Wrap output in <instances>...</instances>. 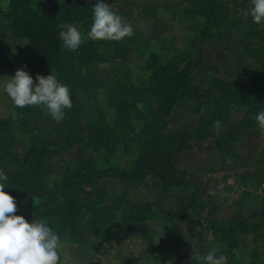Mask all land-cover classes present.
Masks as SVG:
<instances>
[{"label":"trees","instance_id":"trees-1","mask_svg":"<svg viewBox=\"0 0 264 264\" xmlns=\"http://www.w3.org/2000/svg\"><path fill=\"white\" fill-rule=\"evenodd\" d=\"M188 1L187 17L200 38L198 43L195 39L190 41L196 58L186 52L164 61L157 51H145L141 57L145 61L144 69L149 72V88L135 92L129 82L99 75L97 65L103 60L102 42L87 38L97 0H61L53 17H46L33 8L31 0H7L6 10L0 11V28L28 42L12 56V65L34 73L35 79L38 74L47 77L53 73L59 82L68 86L72 100L71 109L66 110L61 121L62 130L55 131L57 139L30 145L27 163L9 149L14 144V139L7 136L12 120L0 121V166L8 164L11 168L5 173L7 180L0 183L15 198L16 215L39 217L60 240L80 230L102 237L101 230L108 222L119 219L131 235L158 252L160 258L154 257L155 264H163V259L153 240L154 231L147 222L159 214L166 219L163 228L176 234L179 233L177 224L184 222L189 214L194 215V231L199 229L201 234L198 240L223 243L221 252L229 256L227 264H235L233 251L238 248L239 234L253 235L254 242L259 238L264 231V220L250 222L241 212L224 226L215 225L216 207L222 201L205 199L201 185L192 186L184 172L176 168L174 156L190 150L193 141H207L217 120L221 122L220 130L232 143H238L247 130L260 131L254 117L264 109V30L250 32L257 42L252 55L254 76L243 78L236 74L235 79L230 73L229 78L233 79H212L203 90L200 104L193 109L194 114L202 109L205 115L191 128L182 126L167 131V119L192 96V75L201 67L203 45L209 40H218L227 24L222 13L229 0ZM62 23L75 24L84 37L75 52L63 48L58 27ZM101 89L106 92L109 107L115 111V119L108 125L99 105H93L84 124L86 136L82 137L76 128L81 118L78 95L90 96L93 90ZM150 98L155 102L154 109ZM132 101H139L144 108L139 129L131 123ZM13 108L15 114L30 111L28 106L16 108L13 104ZM234 109H245L243 117L232 118ZM118 144L123 145L131 158L124 168L111 164V154ZM76 145H83L98 155L106 153L103 164L94 156L83 158L74 169H66L58 183L46 188L41 183L43 159ZM32 179L36 183L30 182ZM107 179L117 180L125 187L109 205L104 203V198L91 201L83 195V190ZM172 188L190 189L189 195L177 198L172 208L157 202H132L127 194L133 189L166 192ZM242 264H264V255L254 249L250 259Z\"/></svg>","mask_w":264,"mask_h":264},{"label":"rangeland","instance_id":"rangeland-1","mask_svg":"<svg viewBox=\"0 0 264 264\" xmlns=\"http://www.w3.org/2000/svg\"><path fill=\"white\" fill-rule=\"evenodd\" d=\"M59 1L61 0H31L33 8L46 17L54 16L55 7ZM104 2L111 7L112 11L119 14L126 23H129L134 31L130 37H126L121 41H100L102 42L100 50L103 58L97 65L100 76L108 75L111 78H120L124 82L131 83L136 92V90L149 88V72L144 69L145 61L141 57L145 51L149 49L157 51L164 61L171 60L176 54L186 52L190 53L192 58H196L190 41L195 39V42L198 43L200 38L187 17L188 0H104ZM250 4L251 0H229L225 4L222 14L227 20L226 28L222 31L218 40H209L203 45L201 67L192 75L191 83L194 87L192 96L190 100L182 102L175 109L169 122V128L182 126L191 128L198 123L201 117L205 115L204 111L200 109L199 113L194 114L193 109L200 104L203 99V90L212 79H233L229 78L230 73H233L235 79L236 74H240L243 78L254 76L255 61L252 55L257 42L250 32L263 31L264 23L257 25L250 16L246 17L244 15ZM6 8L7 0H0V11L2 12ZM27 43V40L16 39L9 32L0 28V82H2V78L12 77L18 69H23L13 66L11 58ZM23 70L32 76L34 83H38L34 73L27 69ZM150 100L152 109H154L155 102L152 98ZM140 102H143V100ZM140 102H130L131 123L137 129L142 125L141 116L144 113V108ZM77 103L80 106L81 118L76 122V128L82 137L86 136L84 124L88 113L92 111L93 105H99L106 122L108 125H112L115 119V111L109 107L106 92L103 89L93 90L90 96L78 95ZM28 107L30 111L15 114L13 102L0 88V121L12 120L9 125L10 134L7 136L14 139V144L9 149L12 153L19 155L23 163H27L29 160L27 150L30 145L55 140L57 139L55 131L62 130L61 121L56 122L48 113L46 107L43 105ZM244 110L234 109L232 118H242ZM220 135L218 134L219 137H216V145L211 144L213 149L208 144L204 145L203 148L195 146V152L178 155L176 157L178 168H184L187 163L197 166L199 172L205 168L214 167L213 164H216L219 158L216 150L217 146L223 149V154L227 153V148L224 147L225 143L219 139L221 138ZM225 139L228 141L226 137ZM238 143L243 148L238 151L239 156L241 154H247L249 158L251 155L253 157L264 156V136L260 131L247 130L243 132ZM210 149L212 151L208 152ZM200 151L208 152L205 154L206 158L203 159V162H207L204 166H201L203 165L201 160L204 158V154L200 155ZM89 156H94L102 165V159L106 156V153L98 155L83 145H76L55 156L45 157L43 159V181L41 183L43 182L46 188H51L53 184L60 181L66 169H74L79 160ZM130 159L121 144H118L114 153L111 154V164L119 168L128 166ZM232 160L227 159L226 163L219 165L218 168L225 166L227 163H232ZM234 163L241 171V167L243 168L244 165L243 162ZM222 167L219 169H222ZM10 169L8 164L0 166V170L4 173ZM219 169L213 168L208 172L218 171ZM36 181V179H32L30 182L36 183ZM237 185L238 188L232 195L239 193V183ZM123 190L124 187L119 181L107 179L95 183L91 189L83 190L82 193L91 201L104 198V203L109 205ZM141 193H143L142 190L131 191L128 194L130 201L154 200L157 195L155 193L148 196ZM22 216L29 223H32L35 219L42 220L37 216L33 217L28 214H22ZM162 218L159 214L155 218L157 222L153 223L161 224L160 219ZM201 225L203 226V224ZM154 227L156 228V225ZM159 229L161 228L159 227ZM101 231L102 237L87 233L84 230H80L78 234L73 236H63L60 240L62 244L60 249L61 264H155L154 257L160 258L158 252L150 249L144 240L131 235L119 219L110 220L106 228ZM193 237L196 240L201 237L199 229H196ZM170 243L167 245L168 250L166 253L160 249L163 264H187L189 259H181L176 251V245L173 244L174 242ZM202 262L203 258L199 262L197 261L196 264H202Z\"/></svg>","mask_w":264,"mask_h":264},{"label":"clouds","instance_id":"clouds-1","mask_svg":"<svg viewBox=\"0 0 264 264\" xmlns=\"http://www.w3.org/2000/svg\"><path fill=\"white\" fill-rule=\"evenodd\" d=\"M92 24L87 38L96 41H121L133 34V27L112 11L104 0H97L92 9ZM244 15L261 25L264 23V0H251ZM59 39L63 48L75 52L81 46L84 37L75 24L62 23ZM24 67H27L26 65ZM34 83L32 76L23 69H18L12 77L2 78L0 88L8 95L16 108L43 105L56 121L65 118L66 110L72 107L68 86L58 81L51 73L47 77L37 75ZM259 130L264 135V109L254 117ZM213 128H221V122L215 121ZM6 174L0 170V181H6ZM15 198L5 191V184L0 183V264H59L60 237L43 221L29 223L24 216L16 215ZM192 259L200 261V255L193 253ZM227 257L217 256L209 251L204 254L202 264H227Z\"/></svg>","mask_w":264,"mask_h":264},{"label":"crops","instance_id":"crops-1","mask_svg":"<svg viewBox=\"0 0 264 264\" xmlns=\"http://www.w3.org/2000/svg\"><path fill=\"white\" fill-rule=\"evenodd\" d=\"M173 116L172 115L167 119L168 126H167V131H170L174 128H169V122ZM178 128V127H177ZM221 132V133H219ZM218 134H221V139L227 148V153L223 154L220 146H217V153L219 155L218 161L216 164H213L214 167H208L205 168L204 170L199 172V168L197 166H193L190 164H186L184 168L179 169L178 165L176 163V157L178 155H183L185 153L189 152H195V146H198L199 148H203L204 145H216V137ZM222 130H212V136L207 140V141H193L191 142V149L183 151L179 154H176L174 156V164L176 168L184 172L186 175V178L190 181L192 186L199 185L203 175L211 171L213 168H221L218 166L226 163L227 159L230 160H235V162H240L243 165V168L241 167V171L239 174V187L240 191L239 193L229 195L222 199V204L216 207V213L214 217V224L215 225H220L224 226L230 219H232L238 212H241V214L249 219L250 222L257 221V220H264V156H254L251 155L249 158L247 154L245 155H240L238 151H240L241 145L239 143H232L228 139L226 141ZM227 138V137H226ZM229 142V143H228ZM211 149H213V146ZM201 146V147H200ZM223 147V148H224ZM209 150L208 152L212 151ZM208 150V149H207ZM214 150V151H216ZM208 152H203L200 151L199 154L203 155L204 158H202V162L204 166L205 163L203 162V159L206 158V153ZM197 154V153H196ZM245 156V157H244ZM205 161V160H204ZM200 166V167H201ZM216 170V169H215ZM204 172V173H203ZM123 186V185H122ZM124 187V186H123ZM133 190H140L141 189H133ZM133 190H128L127 194H130L131 191ZM125 191H122V193ZM143 193L142 195H148L151 196L153 194H157L156 198L154 200H141L145 202H157L161 204L162 206L166 208H172L175 205V202L177 198L179 197H186L190 193L189 188H172L166 192H161L159 190H151V191H144L142 190ZM121 194V193H119ZM129 199V196H128ZM165 199H167L165 201ZM130 200V199H129ZM139 201V202H141ZM220 201V202H221ZM134 202V201H132ZM163 218L160 219L161 224L153 223L157 222V219H153L152 221L147 222V225L151 227V229L154 231L153 234V240L155 244L161 249L162 252H167V245L171 244L170 242H174L173 244L176 245V251L178 252V256L181 259H189L188 262L190 261H195L192 259L193 253H198L200 255V258L202 259L204 254L208 253L209 251L215 252L217 256L219 255H224L229 259V256L225 253H222L221 251L224 248V244L221 242H200L198 239L196 240L194 234V224L196 222V217L192 214H189L187 219L180 223L177 224L179 233L176 234L173 231L165 230L163 228L164 223L166 222L165 216L160 214ZM157 218V217H156ZM159 221V219H158ZM156 225V228L154 227ZM159 227L161 229H159ZM238 248L235 249L233 252L235 253V257L233 259V263L235 264H242L250 259V253L252 250L256 249L258 252L264 255V231L260 233L259 238L254 242V236L253 235H242L239 234L238 236ZM227 259V262H228ZM197 262V261H195Z\"/></svg>","mask_w":264,"mask_h":264},{"label":"built area","instance_id":"built-area-1","mask_svg":"<svg viewBox=\"0 0 264 264\" xmlns=\"http://www.w3.org/2000/svg\"><path fill=\"white\" fill-rule=\"evenodd\" d=\"M240 171L235 163H227L222 169L207 172L200 182L205 199L221 201L237 190ZM235 193V192H234ZM187 264H196L190 261Z\"/></svg>","mask_w":264,"mask_h":264}]
</instances>
